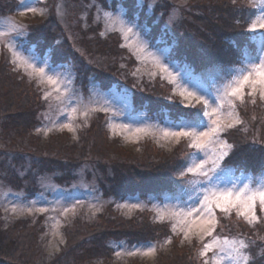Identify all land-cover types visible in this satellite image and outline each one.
<instances>
[{
    "label": "rangeland",
    "instance_id": "obj_1",
    "mask_svg": "<svg viewBox=\"0 0 264 264\" xmlns=\"http://www.w3.org/2000/svg\"><path fill=\"white\" fill-rule=\"evenodd\" d=\"M47 1L48 0H15L17 4L14 9L9 11L7 8L4 10L0 8V31L7 32L9 22L24 26L22 33H11L7 36L0 37V59H2V63H4L1 66L2 68L9 67V70L7 68L1 71L8 70L12 76L11 79L15 84L22 86V90H24L28 97L26 104L22 108H28L31 105L34 106L30 114H34L36 121L33 122L34 124L29 122L30 129H33L42 139L53 136L52 134L56 132H67L72 138L76 137V139H78L79 133L83 132V135L91 136L95 126L97 128V124H95L96 122L93 120H95L96 115L99 114L97 111H91V109L106 108L108 111H103L106 113L103 117L106 118L104 123L107 124V130L106 132L104 131L105 133L112 137L119 136L122 144L130 147L134 152H144L140 149L144 143L149 146L153 143V145L158 147L157 150H164L168 154L171 152V155H173L174 149H177L176 151L180 152L179 154L181 156L187 155L188 159L186 163L188 164L190 159L188 154L193 151L187 147L188 142L183 139L179 143L175 141H166L159 135L158 131L160 128L171 127L180 121L172 119L167 115L169 113L165 109H162L165 116L164 114L160 116L162 112L159 110V106L156 105V107H153L149 100L153 98L162 103L181 104V98L173 93V85H171L167 79L161 78L158 69L153 66L149 59H138V53L135 47L129 48L126 46L132 37H129V40H125L118 30L120 27L119 23H113L105 17L104 13L109 12L113 17L123 19L126 23L134 24V31L138 33L137 39L147 45V52H152L160 56L164 63H167L174 72L179 74L181 82H184L186 78H191L199 83L201 88L208 94L209 98H214L217 90L224 83L225 78H230V74L233 73L236 68L242 66L241 61L243 58L240 59V57L237 63L233 62L230 63V65L222 64L218 68L215 66L211 68L207 66L206 68L208 70L200 75L191 67L184 64L187 61V55L179 52L174 56L178 43L184 44L186 48H189L191 44L196 46L197 41L201 39V33L204 31L208 33L207 30L211 29L213 34L209 37V40L211 41L217 36L218 33L214 32L215 28L212 24L202 21L201 16L198 18L195 15L196 13L199 15V13L204 10V6H191L190 3L192 4L195 2H191L192 0H133V3L135 1L139 8L143 10L146 9V14L152 13L151 16L148 17V20L144 15L138 13L133 14L132 8L128 9V6L126 7V4L122 3L120 0ZM224 1H226V3L227 1L231 2L230 6L226 5L225 9H223V15L226 14L227 20L230 21V27L233 28L230 31L228 30L229 34L232 33L234 35L233 37L231 35V38L228 37V41L234 43L239 39L249 37V39L256 44V47L254 51L246 49L247 53L244 54V57L257 56L259 47L261 43L264 42V32L258 31L253 34L247 32L246 29L251 18L259 14V7L255 9L252 8L250 0H236L235 3H233V0ZM253 2L257 3L260 7H264V4H261L260 0H253ZM22 4L30 8H35L37 11L35 13L26 12L23 7H21ZM219 8L220 6L214 4L212 10L218 11ZM246 11H248V16ZM38 23L39 26L46 29V31L48 23L54 27L53 29L55 32L61 31L59 46L63 47L66 44V46H70V48L74 50V53L71 54V58L69 59L70 61H62L61 59L59 62H56V60L54 62L50 55L49 57L46 53L35 51L33 46L34 43L27 41V32L29 33V24H36L35 27L39 28ZM155 24H158L159 29H162L161 31L164 33H158L160 30L156 34L153 33L152 28L156 26ZM110 28L111 30H109ZM238 31L242 34L241 37L236 36L234 33ZM197 33L198 36H195ZM97 41L104 47H109L112 52L115 49L119 52L120 50H126L131 57H134L133 61H129L126 64L120 62L121 65L125 64L123 68L125 67L126 73L123 71L121 72V70H117L119 73L117 71L113 72L106 63L108 55L104 54L101 56V54H96V56L93 54V52L100 50L99 47L95 46V44L98 43ZM6 43H12L15 45L17 52L25 57L34 59L37 66H45L46 71L51 69L53 72L59 73L62 82L60 92L64 93V97L62 98L63 103L56 99L59 93H57L55 89L51 88L46 83L38 84L35 77L30 79L24 69L17 68L16 65L12 63V53L5 47ZM174 43L176 46L173 49ZM122 45L125 46L122 47ZM198 46L200 47L201 45L198 44ZM205 46L206 45H204V47ZM235 46L239 47L238 44ZM199 51L200 50L194 51L191 46L188 55L200 54L198 53ZM153 72H156L155 76L152 75ZM105 76L108 77V82L111 81L102 84L98 78ZM16 77H18L17 80ZM11 79L6 78L3 80V78H0V84L2 85L0 87V96H2L1 101L6 97L3 94L8 86H10L8 83L11 82ZM65 89L67 90L66 92ZM45 91L50 92L48 100L43 99ZM6 92H9V95L13 96V94L17 92V89L15 91L13 89L11 92L7 90ZM245 92H247V89H245ZM135 93L142 98H138V100H140L138 108L133 104L137 98L135 97ZM169 97L172 98L169 99ZM250 101L251 97L246 95L243 105L237 102L236 111L239 112L243 124L227 130V132L221 135V139L226 140L229 144L234 146L229 154L230 159L227 160L229 156L225 158L226 165L231 169L230 175L226 176L225 180L239 178V186H242V183L251 176L253 180L251 186L255 187L257 183L261 182L258 177L264 173V170L257 174L251 173V170H247L249 167L244 164L245 162H239V159H237L240 151L244 152L242 154L244 158H247L250 153H257L258 155L264 153V103L259 101L258 95L256 97V104H252ZM186 103L185 101V103L182 104L186 106ZM14 105L19 108L21 107L18 102ZM34 108L37 110L36 112H33ZM64 108H68V111L64 112ZM72 108H76L77 111L72 113ZM85 108L89 109L87 118L81 115ZM198 110H201L200 105H197V109H195V111ZM66 123L72 124L75 128V133L69 131L67 128L58 130L59 125ZM54 125L57 127H53ZM121 125H127L129 127L127 129H121ZM110 126H114L115 131ZM145 127L151 130L145 133H137L135 131L137 128ZM46 128H52L53 130L45 134L44 129ZM37 129H40V131L38 132ZM234 132H236V135L233 136ZM91 138L92 136L90 140ZM103 141H106V139L102 138V143L100 144L101 153L98 152V148L93 150L96 154L90 153L88 155L83 152V157L85 159V161H83L84 166L78 167L77 170L73 172L74 175L71 172L72 177L69 178L70 182L66 184L60 183L55 178L60 170L58 168V171L55 168L53 169L51 163L45 162L42 174H38L34 169V171L37 172L34 176L38 181V188L36 187L37 189L34 190L33 194L27 191L26 188L11 186L9 182H5L0 176V216L3 218V225L10 228L11 225L9 224H13L14 226H12V228H14L15 225L18 226L17 223H14L15 218L25 216H31L33 220H35L37 216H41L43 217L42 223L45 224V230L40 233L41 239L39 238V240L42 241L40 245L37 244L38 247L35 243V237L38 236L37 232L34 233L31 228H28V234L30 235H21L19 232L15 231L20 236L19 239L16 240V243L21 245L18 251H15V254L17 252L18 256L25 258L30 264L33 262L38 263L40 259H44L46 263H48L49 259L54 256L53 254L59 252L66 245L65 243L68 236H66L64 228L66 224H68V221L78 214V212L83 211L89 217L102 212L108 207H114V209L118 210L119 213L126 217H132L134 213L144 212L146 221L143 222L142 226H144V224L146 225L143 231L141 229L140 231L129 234V238L124 235L123 238L122 235H116V238L112 239L111 246L113 245V253H115L112 264H129V261L134 259L139 260L141 264L161 263L159 261V252L162 253L165 251L164 254L168 252L167 249L169 244H166L165 241L170 237V234L172 236L173 232L171 230V221L169 219H165L162 222L157 221L155 219L156 213L152 208L153 205L163 206L165 204L176 203V200L171 199V197L178 195V192L177 190H175L174 193L167 191L164 192V194L156 195V193L151 192L155 188L154 187L150 189V192H148V190L145 196L142 197L134 192L127 195H118L117 198H115L116 195L114 194H112V196H106L104 190L108 189L107 187H110L111 184L108 185V182H110V179H113L114 173H117L115 170H119L120 167H122L117 165H124V163H129L130 161L126 160L127 155H117L116 152L109 153V151L113 149L109 145L103 144ZM60 142L61 141L54 144L49 152H54L53 150L55 148H61ZM243 145H247V147ZM44 146L45 144L41 143V148ZM93 148L94 146L89 148V150ZM235 151H237V155H234ZM97 152L99 154H97ZM57 154L62 157V159L57 160L62 164L60 168L61 171H63L66 163H69V158L64 156L67 155L64 152H58ZM171 155L169 154L168 156ZM87 157H90V159L88 160ZM17 159L18 157H16V155H11V157L6 159L7 161L5 164L8 167H13ZM25 159H27V157ZM55 160L56 159H54V161ZM187 164L181 168V170L177 171L176 174L178 175L180 171L187 167ZM27 165H29L28 162H26V168L19 172L21 178L16 179V181L25 178L23 174L29 172L27 170ZM237 165L243 166L245 173L240 171ZM104 166H108L109 171H104ZM143 167L146 170L142 169ZM143 167L139 172H142L140 175L144 174V176L136 177L138 178L137 183L140 185L145 184L146 186L155 185L154 181L156 180V176L153 173L157 172V168ZM113 168L115 170H113ZM36 170L40 171L39 168H36ZM170 172L171 171L168 172L169 175H171ZM27 174L30 175L29 173ZM122 175L123 174L120 176ZM175 176L172 178L176 179ZM174 181L178 182L179 180L177 178ZM174 184L176 183L174 182ZM101 186H103V189ZM176 188L177 187H175V189ZM182 198L187 200V195ZM126 203H142L146 207H144L143 210H129L119 207V205ZM14 205L16 206L15 211H13ZM28 208H31L32 211L28 212ZM38 208H44L45 211L37 212L36 209ZM65 208L69 209L66 214L64 213ZM97 209H99V211H97ZM257 215L260 217V222H263L264 225L263 215L260 216L258 209ZM217 217L219 219V224L216 229V234L228 236L229 238L239 237L244 239L250 244L248 251L255 258V264H264V258L257 255V253L262 252V246L258 243H264V239H261V237H264V226L262 231H260L261 227H259L258 223L254 226H249L242 218H237L234 212L229 216H224L217 211ZM234 225L236 227H233ZM147 231L149 235L144 233ZM15 232L9 230L10 235H15ZM174 235L176 240L178 239L177 245L173 247L175 249L174 255L163 256L164 264H178L179 262V264H182V261L185 260L183 259L184 257H189L187 264H203L202 259L198 255L201 244L195 239H193L191 243L185 240L184 243L186 245L189 244L187 250H185L180 243L181 236L178 234ZM253 241L255 242L254 244L252 243ZM147 245L156 246L157 251L155 255L145 256L137 254L130 256L127 254L134 246L142 247ZM12 250L13 246L8 245L6 252H8L9 257L13 259L11 256V253H13L11 252ZM117 252H120L119 256L116 255ZM179 253L182 254V256ZM212 255V253H209L210 260ZM22 260L24 261V259ZM18 261L21 262L20 259Z\"/></svg>",
    "mask_w": 264,
    "mask_h": 264
},
{
    "label": "trees",
    "instance_id": "obj_2",
    "mask_svg": "<svg viewBox=\"0 0 264 264\" xmlns=\"http://www.w3.org/2000/svg\"><path fill=\"white\" fill-rule=\"evenodd\" d=\"M120 1L126 4V7L128 6V9L132 8L133 14L138 13L140 15H144V17L149 20L148 17L151 16L152 13L146 14V9L143 10L142 8H139L135 1L134 3L133 0ZM12 2H15V0H0V8H2L1 10H4L5 8H7V10L9 11L14 9L17 2ZM47 2H49V0ZM191 2H193L192 4H194L192 5L190 3L191 6H204V10L200 12L199 15L197 13L195 15L198 18L201 16L202 21L212 24V26H214L215 28L214 32L218 34L210 41L209 37L213 34L211 29L207 30L208 33L204 31L203 33H201V36L199 35L201 39H199L197 43L195 42L197 44L196 46L194 44H191L190 41L193 50H200L198 52L200 54H192L189 56L188 54L192 52H188L191 49V46L189 48H186L184 44L178 43L175 49L176 52H174V56L179 52L187 55V63L185 62L184 64L191 67L196 73L201 75L206 70H208L206 68L207 66L210 68L212 66L218 68L222 64L230 65V63L233 62L237 63L240 57V59L244 58V54L247 53L246 49H251L253 51L255 50L256 44L253 43V41L249 39V37L239 39L234 43L228 41V37L231 38V35L232 37L234 36L232 33L229 34V31L233 28L230 27V21L227 20L228 18L226 14L223 15V9H225L226 5L230 6L231 2L227 1L226 3V1L224 0H192ZM214 4L220 6L218 11L212 10ZM246 13L248 16V11H246ZM35 25L36 24H29V33L27 32V41H31L32 43H34L33 46L35 51L46 53L47 56L50 55L51 59L54 62L55 60L56 62H59V60L61 59L62 61H67L71 58V54L74 53V50H72L70 46H66V44L63 47L59 46L61 31L55 32V30L53 29L54 27H52L50 23H48L47 25V31L43 27H40L39 23V28H36ZM155 25L156 26L152 28V32L156 34L160 29L158 24ZM161 30L158 33H164ZM234 33L238 37L242 36L239 31ZM195 36H198V33ZM97 42L98 43H96L95 46L99 47L100 50H97V52H93V54H101V56L104 54L108 55V59L106 61L108 67L113 72L121 70V72L123 71L126 73V69L125 67L123 68V66L129 61H133L134 57H131L129 52H126V50H120L119 52L115 49L112 52L109 47H104L100 44L99 41ZM198 44L201 46L199 47ZM236 44H238L239 47L235 46ZM204 45L206 46L204 47ZM175 46L176 45L174 43L173 49L175 48ZM120 62H124L125 64L121 65ZM2 64L4 63H2V59H0V78H3V80L6 78L11 79L12 76L8 71L9 67L7 66L8 70L4 71L7 68H2ZM2 69H4L3 72L1 71ZM17 79L18 77H16V80ZM98 80L102 84H105V82H108V77H100L98 78ZM8 85L10 86H8L6 91L9 90L11 92L13 89L14 91L17 89V92L14 93L13 96H10L9 92L5 91L3 95L6 97H4L2 101V96H0V176L4 179L5 182H9L11 186L26 188L27 191H30V193L33 194L34 190L38 188V181L36 180L34 174H37V172L38 174L43 173L42 170L45 166L44 162L51 163L53 169L58 168L60 170L58 171L57 169L58 173L62 174L57 173V176L55 177L60 183L66 184L67 182H70L69 178L72 177L71 172L73 173L75 170H77L78 167L84 166L83 161H85V159L83 155L85 153H87L88 155L90 153L96 154V152H94L93 150L97 148L99 150L98 152L101 153L102 150H100V144L102 143V138H104L106 139V141H103V144L109 145L113 149L112 151H109V153L116 152L117 155H127L126 160L130 161L129 163H124V165H119L117 163V166H122L119 170H115L113 168V170H115V172L117 173H114L113 179H110V182H108V185L111 183L110 187H107L108 189L104 190L106 196H112V194H114L116 195L115 198H117L118 195H127L134 192L138 193L142 197L145 196V193L148 190V192H150V189H153L154 187L155 188L151 192L156 193V195L164 194V192L167 191L174 193V191L176 190L175 187L177 186V184H174V179L172 177L176 175L175 178H178L176 172L186 166V161L188 159L187 155L181 156L179 154L180 152L176 151L177 149H174L173 155H171L172 153L170 152L169 154L171 156H168L169 154L166 151L157 150L158 147L156 145H153V143H151L150 146L144 143L140 148L144 152H134V150H132L130 147L122 144L119 136L112 137L109 134L105 133L107 130V124L104 123L106 118L103 117L104 115H106V113H104L103 111H97V113L99 114H97L96 119L93 120L96 122L95 124H97V128L95 126V129L93 130L91 135V140V136L83 135L84 132L79 133L78 139H76V137L72 138V136H70L67 132H56L52 134L53 136H48V138L42 139L39 134H37L33 129L31 130L29 127V122H35L36 117L33 113L30 114L32 107H34L33 105L28 108H22L26 104V101L28 99L24 90H22V86L19 84H15L12 79L11 82L8 83ZM1 86L2 85L0 84V87ZM135 97L137 98L133 104L136 108H138L140 104V100H138V98L140 96L135 93ZM149 100L150 104L153 107H156V105L159 106V110H161L162 112L160 116L164 114L162 109H165L169 113L167 115L177 121L185 119L188 114L195 112V109H197L186 107L182 103H162L161 101L159 102V100L153 98H150ZM16 102H18L19 106H21L20 108L14 105L16 104ZM34 110L33 112L37 111L35 108ZM235 133L236 132H234L233 136L236 135ZM59 141H61V148H59L60 150L58 148H55L53 150L54 152H49V150L52 149V146L59 143ZM41 143L45 144L43 148H41ZM93 146L94 148L89 150V148ZM244 147H247V145ZM237 151H235L234 155H237ZM58 152L66 153L67 155L64 156L69 158V163H66V166L64 167L65 169L63 171H61L60 168L62 164L57 160L62 159V157L57 154ZM98 152L97 154H99ZM243 153L244 152L240 151L237 159H239V162H245L244 164L249 167V169L247 170H251V173L255 174L264 170V153L259 155L257 153H250L247 158L243 157ZM11 155H16L18 159L14 164L15 166L8 167L5 163L7 161L6 159L11 157ZM26 157L27 159H25ZM54 159L56 160L54 161ZM87 159L89 160L90 157H87ZM229 159L230 156L227 158V160ZM26 162H28V164L32 167L27 165V170L29 172H25L23 174L25 178L23 180L16 181V179L21 178L19 172L20 170L26 168ZM143 166L157 168V172L153 173L156 176V180L154 181L155 185L146 186L145 184L140 185L139 183H137L138 178L136 177L144 176V174L140 175L142 172H139V170H141ZM237 167L240 168V171L245 173V169L243 166L237 165ZM36 168H39L40 171L36 170ZM34 169L37 172H35ZM142 169L146 170L144 167ZM104 171H109L108 166H104ZM169 171H171V175L173 174L172 176L168 174ZM27 173H29L30 175H28ZM121 174L123 175L120 176ZM101 188L103 189V186H101ZM260 216L264 218V213H260ZM42 218L43 217L41 216H37L35 220H33L31 216L15 218L14 223H17L18 226L15 225V227L12 228V226L14 225L9 224L11 225V227L8 228V226L3 225V218L0 216V264H30L25 260V258L18 256L17 252L15 254V251H18V249L21 247L20 244L16 243V240H18L20 237L17 232H19L21 235H30L28 234V228H31L34 233L37 232L38 234V236L35 237L36 245H40L42 241L39 240V238L41 239L40 233L45 230V224L42 223ZM145 221L146 220L144 218V212L134 213L132 217H126L123 214L119 213L118 210L114 209V207H108L102 212L89 217L83 211L78 212V214H76L70 221H68V224H66L64 228L66 236H68V239L65 243L66 245L59 252L53 254L54 256L49 259L48 263H46L44 259H40L38 263L33 262L32 264H112L115 257V253H113V245L111 246L112 239L116 238V235H122V238L124 235L125 237L129 238V234L140 231L141 229L143 231V228L146 224H144V226H142V224ZM258 224L259 227H261L260 231H262L264 226L263 222H259ZM233 227L236 226L234 225ZM9 230L17 232H15V235H10ZM144 233L149 235L148 231ZM174 236V234H172V236L170 234V237H172V243L169 244V247L167 249L168 252H166V254H164L165 251H163L162 253L159 252V261L161 262L160 264L165 263L163 262V256L174 255L175 249L173 247L177 245L178 240H176ZM258 244L262 246L261 249L263 252L264 243L260 242ZM8 245L13 246V250L11 251L14 253H11L13 259L10 258L8 252H6ZM181 245L185 250H187V247L189 246V244L186 245L185 243L184 245ZM180 255L182 256V254ZM19 259L21 262L18 261ZM22 259H24V261ZM183 259H185V262L182 261V264H187L189 257H184ZM129 262V264H141L137 259L130 260Z\"/></svg>",
    "mask_w": 264,
    "mask_h": 264
},
{
    "label": "snow or ice",
    "instance_id": "obj_3",
    "mask_svg": "<svg viewBox=\"0 0 264 264\" xmlns=\"http://www.w3.org/2000/svg\"><path fill=\"white\" fill-rule=\"evenodd\" d=\"M235 2L236 0H233V3ZM260 2L264 4V0H260ZM250 4L254 9L259 7V14L251 18L246 31L253 34L258 31L264 32V7H260L253 0H250ZM21 7L26 12L35 13L37 11V9L23 4ZM104 15L113 23H119L118 30L125 40L132 37L126 46L135 47L138 59L145 58L151 61L153 66L158 69L161 78L167 79L173 85V93L181 98V103L186 101V107L193 109L197 108V105L201 106V110L188 114L179 123L158 130L159 135L166 141L179 143L182 139L186 140L187 147L193 151L188 154L190 159L187 167L178 174L179 184L176 186L178 195L171 197L176 200V203L163 206L153 205L152 210L156 213L155 219L161 222L169 219L173 234L181 236V244L185 240L189 243L193 239L198 241L201 244L198 255L203 264H255V258L248 251L250 247L248 242L239 237L229 238L217 235L216 229L219 224L217 211L224 216H229L234 212L237 218H242L249 226L260 222L257 209L260 213H264V173L258 177L261 182L257 183L255 187L251 186L253 183L251 176L242 183V186H239V178L225 180V177L231 173L225 158L229 156L234 146L221 139V135L227 130L243 124L239 112L236 111L237 102L243 105L247 95L251 97L250 102L256 104L258 95L259 101L264 103V42L259 47L258 55L245 56L241 61L242 66L236 68L230 74V78H225L214 98H209L197 81L186 78L184 82H181L179 74L174 72L167 63H164L160 56L147 52V45L137 39L138 33L134 31V24L113 17L109 12H105ZM23 27L17 23L9 22L7 32L0 31V37L11 33H22ZM5 47L12 53V63L17 68L24 69L30 79L35 77L38 84L46 83L55 89L59 93L56 99L63 103L64 93L60 92L62 82L59 73H55L51 69L46 71L45 66H37L34 59L17 52L12 43H6ZM152 75L155 76L156 72H153ZM49 97L50 92L45 91L43 99L48 100ZM171 98L169 97V99ZM63 111L67 112L68 108H64ZM76 111V108L71 109L72 113ZM91 111H108V109L93 108ZM81 115L87 118L89 109L85 108ZM110 127L115 131L114 126ZM128 127L127 125L120 126L121 129ZM64 128L75 133V128L71 123L58 126V130ZM52 130V128L44 129L45 134ZM150 130L145 127L137 128L135 131L145 133ZM37 131L39 132L40 129ZM185 195H187V200L182 198ZM119 207L143 210L146 206L142 203H126ZM15 210L16 206L14 205L13 211ZM27 211L31 212L32 209L28 208ZM36 211L44 212L45 209L38 208ZM68 211V208L64 209L65 214ZM165 243H172V237H169ZM156 251L155 245L134 246L127 254L149 256L155 255ZM209 253L213 254L211 260ZM116 255L119 256L120 252H117ZM257 255L264 258V252L257 253Z\"/></svg>",
    "mask_w": 264,
    "mask_h": 264
}]
</instances>
